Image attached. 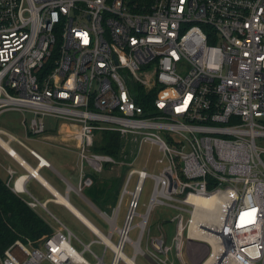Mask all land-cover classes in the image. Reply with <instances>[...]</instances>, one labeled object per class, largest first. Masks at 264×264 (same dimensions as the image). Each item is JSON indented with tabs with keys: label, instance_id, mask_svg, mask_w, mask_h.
<instances>
[{
	"label": "built area",
	"instance_id": "obj_1",
	"mask_svg": "<svg viewBox=\"0 0 264 264\" xmlns=\"http://www.w3.org/2000/svg\"><path fill=\"white\" fill-rule=\"evenodd\" d=\"M152 91L147 107L136 101ZM3 110L20 111L29 135H61L76 143V183L66 182L67 194L83 196L94 176L124 167L117 203L101 213L109 240L89 229L103 255L111 252L108 264H135L138 255L156 257L172 246L179 254L184 238L207 245L196 264L214 253L209 264H264V0H0ZM46 117L55 120L53 134ZM104 130L118 133V157L93 148ZM0 133L7 136L0 138L2 147L24 144L2 128ZM144 146V160L153 158V165L134 167ZM29 152L38 159L36 168L49 166L34 149ZM36 168L29 174L37 177ZM7 172L5 184L27 193L25 176ZM147 178L150 202L133 224ZM52 194L56 201L58 192ZM125 195L129 207L118 225ZM29 196L23 199L29 207L48 211L46 202ZM193 196H216V202L204 208ZM156 203L176 210L173 243L160 234L150 237L151 249H143ZM197 209L214 211V221L200 218L190 227ZM53 217L59 227L49 235L17 237L0 248V264H106Z\"/></svg>",
	"mask_w": 264,
	"mask_h": 264
},
{
	"label": "rangeland",
	"instance_id": "obj_2",
	"mask_svg": "<svg viewBox=\"0 0 264 264\" xmlns=\"http://www.w3.org/2000/svg\"><path fill=\"white\" fill-rule=\"evenodd\" d=\"M25 115L28 117L29 113H25ZM23 114L20 111L17 110H3L0 111V128L10 131L11 133L15 134L19 139L24 140L23 134V128L20 124V120L22 119ZM47 122H55L54 118L52 117H46L45 119ZM55 128V127H54ZM46 130L48 131V128L46 126ZM39 137V136H34ZM0 138L2 140H6L7 136L3 133H0ZM41 138V137H40ZM58 140V141H56ZM46 142L51 144L52 146H61L64 144L62 140L54 139L49 140L46 139ZM8 144L11 147L16 148L18 146V143L16 141H10ZM147 149V146H144L142 152L138 155V159H136V162L134 164V167H141L142 163H147L150 167L153 165V158L150 160H144L146 156V153L144 152ZM5 154L3 149L0 147V159ZM70 159V158H69ZM6 161H1L3 165H5ZM70 162L73 165V168L68 172L65 173L62 172L64 176L68 177L70 179L71 183H76V175L77 171L74 169L76 158H71ZM0 169L3 170L0 164ZM152 171L151 169H149ZM155 169L154 171H156ZM121 170L119 169H113L111 171H105L103 174H98L101 176L104 175H111V174H119ZM4 181L6 180V175L1 174ZM100 176V177H101ZM135 178L132 179L134 182ZM62 184V183H61ZM120 189V188H119ZM130 190L133 189L132 186L129 187ZM58 191L63 194L64 189L63 186L58 187ZM152 191V180L150 178H147L143 183V188L139 196V202L135 207V211L138 213L134 216L133 224L138 223L141 220V215L139 213H143L146 210V207L148 206L150 202V195ZM68 200L71 204H73L79 212H81L90 222H92L102 233H107L109 231V223L108 221L103 217V215L99 211L101 208H99L94 202H92V199L90 195L87 192V188L83 189L82 193L85 196H79L76 194L73 190L69 191ZM120 192V191H119ZM26 196V195H25ZM119 197V193L117 195V198L115 200V203H117ZM129 196L125 195V202H123L119 207V213L118 217L116 219V223L118 225H121L124 219V215L129 207ZM93 203V205H92ZM115 203L113 206H115ZM111 206L110 208L112 209ZM97 207V208H96ZM109 208V209H110ZM47 210H44L40 207H37V213L45 219L49 223L51 227H59V224L57 221L54 220L53 215H55L60 221H62L65 225H67L78 237L81 238V240L84 243H90L89 247L90 249L96 253L99 256L103 255L104 246L99 242H92V240L96 239V236L85 226L77 217H75L72 213H70L63 205L56 204L54 202H49L47 204ZM98 209H100L98 211ZM109 213V210H106ZM176 213V210L167 204L162 203H156L153 205V207L150 210L149 217L147 220V227L149 229V236H155L160 235L161 233L166 238L167 245L172 244L173 235L175 233V222L171 221L172 215ZM170 219V221H168ZM138 234V225L135 226L129 233V236L134 239L136 238ZM113 240L115 241L117 238L116 233L112 235ZM184 238V237H183ZM74 245L77 247V249H81L82 245L76 244V241H73ZM145 245V240L142 241V246ZM125 253L130 255L131 254V248L130 246L125 247L124 249ZM199 252L204 253L205 249H200ZM83 256L87 258L90 262H94L96 259L95 257L87 250L83 252ZM111 259V252L109 250H106V252L103 255V260L106 264L110 263ZM136 264H152L149 261H147L143 256L138 255L136 259Z\"/></svg>",
	"mask_w": 264,
	"mask_h": 264
},
{
	"label": "crops",
	"instance_id": "obj_3",
	"mask_svg": "<svg viewBox=\"0 0 264 264\" xmlns=\"http://www.w3.org/2000/svg\"><path fill=\"white\" fill-rule=\"evenodd\" d=\"M20 124H21V120H20ZM21 126H22V124H21ZM46 126H47L48 132L50 134H53L55 132V128H56L55 122H47L46 121ZM22 128L24 131V134H23L24 140L19 139L15 134H13L9 131V133H11L12 135L17 137L19 140H21L24 143L23 145L18 143V146L16 148L11 147L8 144V146L16 153V155H12L11 153H9L5 146L4 147L0 146L3 149V151L5 152V154L0 159V164H1V167L3 168V170L0 169V178L4 181V179L1 176V174L4 173V175H6V179H7V177H8L7 170L12 169V170H14L16 175L22 174L25 176L23 186H24L25 190L27 191V193H16L22 199H24V200L28 199V198H30L29 195H32L33 197H35L40 202H46V207L50 201L54 202L56 204H60L57 201H54L52 190L60 193L58 191V187H61V185H62L64 192H63V194L62 193H60V194L66 195L67 199H68V195L70 192H68V194L66 193V185L65 184L67 181H69L70 183H71V181H70V179H68V177L64 176L62 172L64 171L65 173H68L73 168V165L70 162L71 158L75 157L76 161H77L76 143L72 140L71 141L63 140L61 138V135H54L53 134L49 137H41V138L40 137H34L33 135L27 134L23 126H22ZM46 139H49V140L59 139V140H62L64 142V144L61 146H57V145L52 146L51 144L46 142ZM56 141H58V140H56ZM29 148L34 149L37 152V154L43 160L48 161L49 166L43 165V166L36 168L37 163H38V159L29 152ZM1 161H6L5 165H3L1 163ZM74 165H75L74 169H76V163ZM35 168L38 169V176L37 177L36 176L34 177L31 174H29V172ZM97 176L100 177L101 175H97ZM104 176H107V175H104ZM42 180L45 181L49 185V187ZM82 197L85 198L84 195ZM92 205H93V203H92ZM115 205H116V203H115ZM36 208H32V209H34L37 212ZM65 208L70 213L73 214V212L70 211L67 207H65ZM74 208L77 209V207H75V206H74ZM99 210L100 209H98V211ZM110 211H111V208L109 209V212ZM99 212L100 213H103V212L108 213L106 210H103L102 212L99 211ZM53 216H55V215H53ZM168 221H170V219ZM171 221H172V219H171ZM148 233H149V229L141 240V247L143 249H145L146 247L148 249H151L149 239H150V237H154V236H149ZM155 236H158V235H155ZM163 236H164L165 243L167 244L165 234ZM143 239L145 240L144 246H142ZM200 249H205V252L204 253L199 252ZM207 253H208V248L204 242L199 241V240H191V239L186 240V238H184L179 254L176 253L174 246H172L166 254H162V255L158 254V255H156V257H150V258H147L144 256L143 257L152 264H162L158 260L159 258L164 259L165 264H196L199 260L203 259ZM136 259H137V257H136ZM136 259H135V264H136Z\"/></svg>",
	"mask_w": 264,
	"mask_h": 264
},
{
	"label": "trees",
	"instance_id": "obj_4",
	"mask_svg": "<svg viewBox=\"0 0 264 264\" xmlns=\"http://www.w3.org/2000/svg\"><path fill=\"white\" fill-rule=\"evenodd\" d=\"M154 91L146 97L144 93L135 96L138 103L148 106ZM102 139L94 145V149L118 157L121 141L115 131L104 130ZM119 174L94 176V183L87 188L94 204L102 210H109L114 205L119 188L124 178L125 169ZM52 227L34 209L0 178V248L5 247L15 238L24 241H36L41 236L49 235Z\"/></svg>",
	"mask_w": 264,
	"mask_h": 264
},
{
	"label": "bare ground",
	"instance_id": "obj_5",
	"mask_svg": "<svg viewBox=\"0 0 264 264\" xmlns=\"http://www.w3.org/2000/svg\"><path fill=\"white\" fill-rule=\"evenodd\" d=\"M4 146L10 151V153L12 155H16V153L6 144L4 143ZM19 157V156H18ZM43 181V180H42ZM45 182V181H43ZM46 183V182H45ZM46 185H48L46 183ZM49 187V185H48ZM54 191V190H52ZM193 201L196 203L197 206H202L204 208H208V207H212L215 205L216 202V196L213 197H197V196H193L192 197ZM56 201L58 203H60L61 205H64L65 207H67L70 211L73 212V214L79 219L81 220L89 229L93 230V232H95L96 234L100 235L104 240L108 241L109 238L108 236H106L105 234H103L94 224H92L81 212H79L76 208H74V206L69 202V200L67 199L66 195H62L60 193L57 194V198ZM214 211H208V210H194L191 217H190V227L193 226V224H195L196 221H198L200 218L205 219L204 222H210V221H214ZM143 223V222H141ZM198 229V227H197ZM210 239V238H207ZM213 247L214 249L217 248V244L213 243ZM217 256L215 255V253L212 256L207 257L205 260L204 264H209L211 263L213 260H216ZM130 264H134L132 261H130ZM229 264H233V263H229Z\"/></svg>",
	"mask_w": 264,
	"mask_h": 264
}]
</instances>
